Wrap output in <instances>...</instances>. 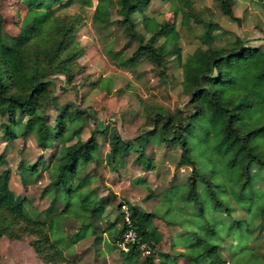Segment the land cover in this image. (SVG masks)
<instances>
[{
    "label": "trees",
    "instance_id": "obj_1",
    "mask_svg": "<svg viewBox=\"0 0 264 264\" xmlns=\"http://www.w3.org/2000/svg\"><path fill=\"white\" fill-rule=\"evenodd\" d=\"M21 1L31 10L45 8L57 13L70 7L75 0H37V5L29 0ZM215 1L225 17L239 22L234 14L235 0ZM253 1L264 5V0ZM151 4L152 0L116 1L114 8L119 17L116 25L124 29L129 40L125 48L133 43L138 48L131 58H123L125 49L109 51V58L118 68L133 71L139 66L140 59L147 57L159 78L166 79L168 62L173 56L168 51V44L175 43L179 47L177 61L183 73L182 88L189 102L185 110L176 114L161 109L153 111L148 115L153 129L131 141H125L116 129H100L96 124L90 136L84 138V126L94 117L72 104L61 106L55 93L57 77H64L68 87L72 86L77 78L74 66L85 54L77 41L78 16L54 19V30L49 35L54 55L50 58L31 45L38 24L29 31L10 35L4 30L0 15V118H7L12 123H17L19 116L25 118V133L35 134L39 149L45 152L58 148L48 164L44 159L39 160L30 169L40 171L36 185L41 183L43 170L49 175V181L43 187V199L54 192L55 195L63 193L70 200L59 215L67 214L69 206L77 201L80 211L73 220L80 224V231L94 228L110 205L111 192L103 184L98 168L108 166L110 171L119 172L128 166L127 157L139 153L137 164H144L148 172L154 171L152 158L146 151L153 144L180 148L178 166L192 169L187 182L191 198L197 196L200 182L219 186L211 181L216 179L218 168L235 173L229 179H234V187L237 186L238 201L245 199L249 189L260 190L256 189L259 176L253 170L255 167L264 169V51L241 37L225 46H216L213 33L220 31V26L184 12V17L194 18L197 25L204 26L205 33L200 37L201 46L183 61L177 24L147 16L145 11ZM112 5L110 0H100L96 13L100 17L111 16ZM182 5L186 3L182 2ZM179 11H175V17ZM136 16L141 20L138 21ZM44 21L45 16H42L39 23ZM52 111L58 115L52 117ZM7 134L17 137L10 130ZM192 137L196 141H190ZM100 139L110 148L105 157L101 154ZM0 163L5 164L1 157ZM198 163L202 168L200 173ZM11 179L10 169L0 174V244L3 238L28 242L44 264L68 263L58 242L51 237L53 221L32 218L25 210L29 200L12 191ZM21 182L24 188L31 185L24 180ZM55 202L54 196L44 214L55 217ZM129 209L137 242L129 253L121 252L123 264H156L157 255L168 257L157 251L162 237L151 228L156 215L132 204ZM119 211L123 225L117 243L127 231L120 206ZM257 217L264 221V209ZM192 247L195 248L193 255H182L191 264L203 259L209 260V264H228L222 257L221 247L203 237L197 236ZM252 249L251 258L258 255ZM1 260L0 250V264Z\"/></svg>",
    "mask_w": 264,
    "mask_h": 264
},
{
    "label": "rangeland",
    "instance_id": "obj_2",
    "mask_svg": "<svg viewBox=\"0 0 264 264\" xmlns=\"http://www.w3.org/2000/svg\"><path fill=\"white\" fill-rule=\"evenodd\" d=\"M29 1L37 5V0ZM110 1L113 3L111 16L104 17L96 13L100 0H75L70 7L57 13L53 9H28L26 3L21 0H0V15L4 20V30L10 35L29 31L38 24L39 28L31 45L50 58L54 55L49 41V35L54 30V19L58 16H78L80 20L77 24V41L80 47L85 49V54L74 66L77 78L72 86L68 87L64 77H57L54 80L55 93L61 106L72 104L89 111L94 117L84 126V138L90 136L96 124L100 129H116L125 141H131L153 129L148 119V115L153 111L161 109L176 114L187 108L189 97L182 88L183 73L181 64L177 61L179 47L173 42L168 44V51L173 56L168 62L166 79L159 78L147 57L141 58L139 66L133 71L118 68L110 60L109 51L118 52L125 49L123 58L128 59L138 48L136 43L125 48L129 40L124 29L116 25L119 17L114 5L117 0ZM182 2L186 5H182ZM177 9L181 11L175 17ZM184 12H191L194 17L206 23L212 22L220 26L221 30L213 33L216 46H225L235 38L241 37L250 41L251 46L260 47L264 51V5L253 0H235L234 14L239 22H234L223 15L215 0H152L145 14L156 17L159 21L177 24L183 61L201 46L200 37L205 33V27L197 25L194 18L184 17ZM42 16H45V21L40 24ZM136 18L141 20L140 16ZM51 115L56 117L58 113L52 111ZM25 122L26 119L21 116L18 117L17 123L0 118V157L5 161V164L0 163V174L6 169L13 172L12 191L16 195L20 194V197L27 195L31 201L25 203L26 212L37 220L51 219V237L58 242L59 248L69 255L73 247L69 239L71 236L65 232V224L73 221L80 208L76 204L77 201H74L67 214L59 215L71 202L63 193L55 195L52 192L48 193L49 197L45 200L51 203L55 196V217L40 210V201L44 200L43 187L49 181V175L44 170L40 178L41 183H37L38 188L27 190L23 187L22 180L29 182L30 187L37 186L40 171H32L30 167L43 159L48 164L58 150L54 148L43 153L37 146L35 134L25 133ZM8 130L17 137L9 136ZM190 141H196L195 137ZM100 143L101 154L105 157L110 150L109 145L103 139H100ZM146 151L152 158L155 167L153 172H148L144 164H137L139 153H132L127 157V168L119 172L110 171L108 166L98 168L103 184L109 187L111 192L110 198L113 201H110V216L117 210L116 206H113L114 203L121 202L120 206L139 204L146 212L154 213L161 220H154L151 228H157L174 246H183L187 255H193L195 248H191V245L199 236L221 247L222 257L228 264H264V221L257 217L264 209V195L260 192H264V169L255 167L253 170V173L259 176L256 189L260 190L249 189L248 195L242 201L237 199L238 189L237 186L234 187V179H229L232 175L235 176V173L225 168H218L216 179L211 180L219 186L200 182L197 196L191 198L187 182L192 176V169L178 166L180 148H170L165 144L158 147L153 144ZM197 170L202 172L199 163ZM142 180L143 184H140ZM114 196L119 198L115 200ZM246 209L249 211L246 212ZM163 223L168 227L163 226ZM76 224L78 223L69 222V231L73 230V225ZM122 225V222L118 228L110 225L108 237H114ZM97 229L96 225L81 232L82 235H91ZM110 238L107 249L111 245ZM166 247L169 250V244ZM252 248L258 254L253 258ZM0 250L1 264H41L34 248L28 242L3 238ZM179 258L181 256H177L175 260L167 257L163 262L175 264ZM185 261H180V264L189 263L187 259ZM208 262L210 261L203 259L193 264H209Z\"/></svg>",
    "mask_w": 264,
    "mask_h": 264
},
{
    "label": "crops",
    "instance_id": "obj_3",
    "mask_svg": "<svg viewBox=\"0 0 264 264\" xmlns=\"http://www.w3.org/2000/svg\"><path fill=\"white\" fill-rule=\"evenodd\" d=\"M42 152L45 153L44 151H42ZM151 172H153V171H151ZM12 174H13V172H12ZM140 184H143V180L141 181ZM32 188H38V185L35 187L28 186L26 189L30 190ZM115 194L117 195V193H115ZM18 196H20V194H18ZM24 197L30 201V199L28 198L27 195ZM118 198L116 196H114L113 199L117 200ZM151 198H153V197L151 196ZM110 201H113V200L110 198ZM35 203H37V202H35ZM120 204H121V202L114 203L113 206H114V208L116 206L117 210L111 216H110V213L112 212V210H111L112 205L111 204L109 205V207L104 212L103 216L96 223L97 228H98L97 231L91 235H88V234L82 235V232L79 230L80 224L75 220L68 221V223L71 222L72 224H74V222L78 223L76 225H73V230L71 229L69 231V229L67 228L68 223L65 224V232L69 235V237L71 236L69 239H71V247H73V249L71 251H69L70 252L69 255L65 254L59 248L61 250V252L63 253V255L65 256V258H67L69 260V262L66 264H123L122 254L117 247V235H118L119 231L121 230V228H119L117 230V234L114 237H111V238L108 237V229L110 228V225L111 226H117V228H118V226L121 222L119 220V217H120L119 206H120ZM132 205L138 206L142 210H144L142 208V206H140L139 204L133 203ZM39 206H41L40 210L44 213V211H46L47 208L50 206V201L44 199L43 201H40ZM148 213H152V212H148ZM105 218H107V219L105 220ZM154 220L161 222V220L157 216ZM163 226L168 227V225L164 224V223H163ZM156 231L158 233L160 232L159 230H157V228H156ZM98 234L99 235L101 234V236H97ZM161 237H162V242L157 247L158 253L167 254L168 257L171 258L172 260L173 259L175 260L177 256H181V258H179V261H176L175 264H180L181 263L180 261L186 260V258L182 256L185 253L183 246H174L172 244V242L169 241L168 237L162 236V235H161ZM108 238H110L111 245L107 249L106 245L108 243ZM167 244H169V246H170L169 250L166 247ZM164 258L157 255L156 256V264H158V263L166 264L163 262ZM39 262L41 264H44L42 261H39ZM187 264H191V263L189 262Z\"/></svg>",
    "mask_w": 264,
    "mask_h": 264
},
{
    "label": "built area",
    "instance_id": "obj_4",
    "mask_svg": "<svg viewBox=\"0 0 264 264\" xmlns=\"http://www.w3.org/2000/svg\"><path fill=\"white\" fill-rule=\"evenodd\" d=\"M121 212L124 215L125 223L127 225V231L124 233L120 241L117 243V247L120 252L129 253L132 245L137 242V234L135 232L133 221L131 219V212L127 204L121 205Z\"/></svg>",
    "mask_w": 264,
    "mask_h": 264
}]
</instances>
